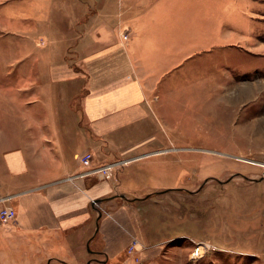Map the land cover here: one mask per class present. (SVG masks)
Returning a JSON list of instances; mask_svg holds the SVG:
<instances>
[{
    "label": "rangeland",
    "instance_id": "rangeland-1",
    "mask_svg": "<svg viewBox=\"0 0 264 264\" xmlns=\"http://www.w3.org/2000/svg\"><path fill=\"white\" fill-rule=\"evenodd\" d=\"M32 1L0 0V123L49 116L51 111L42 102H29L36 99L35 94L32 97L39 92L36 88L45 86L32 73L40 70L35 56L55 52L61 60L59 70L67 75H53L46 84L60 94L55 96L57 118L67 125L65 131L77 130L87 140L91 131L83 100L87 71L94 65L86 61L85 49L102 36L106 41L117 34L110 49L118 43L135 55L137 39L149 35L143 30L150 22L147 14L159 0H67L70 13L65 9L52 16L51 23H58V30H52L55 39L46 35L48 23ZM224 5L233 10L237 22L252 24L250 41L244 42L249 37L238 31L236 41L217 39L224 46L204 42L202 52L191 54L188 63L183 56L180 62L156 66L150 73L155 76L146 79L150 102L161 113L169 135H162L159 120H149L131 135L133 139L161 136L157 151L170 153L118 173L120 181L133 175L137 193L149 199L136 204L138 233L122 258L110 264H264V0H184V10H193L191 17L201 18L202 12L214 10L222 14ZM102 25L108 33L101 32ZM157 32L163 40L186 39L184 32L165 28ZM29 56L30 61L22 63ZM118 57L113 55L112 61H119ZM94 73L110 84L120 82L109 73L108 78H103L105 73L101 78L100 71ZM29 109L31 118H23ZM31 129L35 135L39 130ZM26 131L27 127H0V153L20 146L6 142L5 135L14 139L26 136ZM111 137L112 145L106 141L99 148L91 147L96 164L119 161L114 150L121 145L120 137ZM148 169L151 172L145 176ZM105 247L98 237L84 247L52 243L43 250L67 264H98L100 256L95 252ZM39 256L31 248L14 249L0 255V264H27Z\"/></svg>",
    "mask_w": 264,
    "mask_h": 264
},
{
    "label": "crops",
    "instance_id": "crops-1",
    "mask_svg": "<svg viewBox=\"0 0 264 264\" xmlns=\"http://www.w3.org/2000/svg\"><path fill=\"white\" fill-rule=\"evenodd\" d=\"M65 1L67 0H35L36 4H32V7H36V13L42 14L44 22L48 23L46 35L51 38H54L52 30L54 33L58 30V23H51L52 16L62 15L65 9L70 13L69 3ZM223 8L222 14L214 10L202 12L201 18L198 14L191 17L193 10H184V0H159L147 14L150 22L143 26V30H149V35L147 39H137L133 56L118 43L114 50L110 49L112 44H109L112 39L113 42L117 41V34L106 41L102 36L97 40L100 42L98 46V42H90L85 49L86 61L94 66L87 71L88 85L83 100L84 115L91 131V136H86L87 140L77 130H64L67 125L57 118L56 111L55 96L59 92L46 86L47 80L53 75L67 76L59 70V55L51 52L35 56L40 70L32 73L45 86L42 89L40 86L34 87L39 92L36 90L32 94L33 98L36 95V99L29 102V105L42 102L51 112L48 117L38 116L37 120L26 119L20 124H12L8 119L0 123V127H27L29 131H26V136L14 138L15 140L10 135H5L6 142L16 141L20 146L8 147L0 153L3 160V168L0 169V210L13 208L16 211V218L12 223L4 224L0 221L1 256L13 253L14 249L31 248L32 252L40 256L27 264H46L50 258V264H67L58 261L52 252L45 253L43 248L52 243L57 246L65 245L67 248L74 244L84 247L87 242L94 244L101 237L106 247L98 248L100 251L95 252L100 256L98 264H110L122 258L130 239L138 233L136 225L139 223V215L136 204L149 198L137 193L133 175L124 181L118 179V174L107 179L81 177L80 174L87 170L81 159L84 154L93 151L91 147L99 148L106 141L112 145L115 140L111 136L115 134L119 135L121 145L115 146L117 150L112 149L118 153L119 161H128L125 169L170 153L157 151V140L161 136L157 138L150 134L133 139L131 135L132 131L136 132L149 120H159L162 124L158 116L161 113L150 102V88L146 79L155 76L150 73L156 66L163 68L167 64L180 62L183 56L184 64L188 63L192 60L191 54L195 57L202 52L201 48L205 45L201 44L204 42L207 46L212 43L213 47L224 46L217 39L221 37L223 43L236 41L237 36H240L238 31H244V35L241 34L244 38L249 37L244 42L250 41L252 24L237 22L233 10L226 5ZM22 13L25 14L24 10ZM202 18L208 23H201ZM104 28L102 25L101 32L108 33ZM162 28L184 32L186 39L163 40L157 32V29ZM215 43H219V46ZM190 46L196 48L189 49ZM178 47L184 48V51L177 50ZM115 54L119 56L117 62L112 61ZM31 57L24 58L22 63L29 62ZM103 64L106 65L104 69ZM98 71L101 72V78L103 73V78H108L111 74L120 82L110 84L108 79L103 81L94 73ZM61 93L65 94L63 91ZM29 112L30 109L25 114L22 113V117L31 118ZM35 127L39 129L36 135L31 129ZM161 127L162 135L168 136L165 125L162 124ZM77 137L82 138L80 142ZM84 149L87 151L81 154ZM92 154L94 155L93 152ZM161 163L165 164L164 161ZM93 165H96L94 159ZM146 172L144 174L148 176L151 171L148 169Z\"/></svg>",
    "mask_w": 264,
    "mask_h": 264
},
{
    "label": "built area",
    "instance_id": "built-area-1",
    "mask_svg": "<svg viewBox=\"0 0 264 264\" xmlns=\"http://www.w3.org/2000/svg\"><path fill=\"white\" fill-rule=\"evenodd\" d=\"M94 155L87 152L82 157V164L87 170L80 174L81 177H93L97 179L114 178L128 164V161H115L106 164L93 165ZM16 218V211L13 208H4L0 210V221L4 224L12 223Z\"/></svg>",
    "mask_w": 264,
    "mask_h": 264
}]
</instances>
